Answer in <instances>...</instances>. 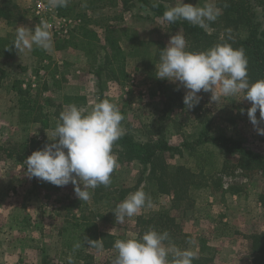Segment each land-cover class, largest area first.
Returning a JSON list of instances; mask_svg holds the SVG:
<instances>
[{
	"label": "rangeland",
	"instance_id": "1",
	"mask_svg": "<svg viewBox=\"0 0 264 264\" xmlns=\"http://www.w3.org/2000/svg\"><path fill=\"white\" fill-rule=\"evenodd\" d=\"M12 1L21 9L19 20L0 18V40L7 39V45H0V74L5 75L0 90V147L12 151L11 157H4L0 152V264H45V261L47 264H69L68 258L72 257L73 263L74 256L63 250L57 229L68 207H75L73 214L90 217L101 230L126 239L136 237L142 217L161 207L170 208L172 198L162 196L154 202L155 188L146 180L148 172L140 164L121 157L118 147L113 148L119 166L112 173L111 184L101 185V190L90 189L87 201L78 199L71 183L59 187L58 192L45 191L42 180L27 176L24 161L33 152L53 143L54 129L63 110L57 106L66 95L85 97L77 106L90 111L103 94V100L119 107L125 133L138 141L158 139L156 132L166 99L174 87H179V93L184 96L186 89L156 77V66L158 68L163 50L156 43H163L165 49L171 36L182 30H170L169 23L156 16L150 5L157 1L167 9L175 6L177 0H106L102 9H94L86 0H70L74 10L67 18L78 21L73 23V29L84 20L88 29L97 33V40H92L96 45L94 51L87 55L78 48L59 49L64 40L49 29L53 46L44 49L51 57L45 62H39L34 56L36 62H32L30 55L35 45L22 52L16 49L12 59L7 58L8 49L15 42L18 27L34 31L41 20L49 25L55 23L58 8L48 7V0ZM252 1L256 6L257 0ZM184 3L193 6L214 3L218 7L216 0H184ZM39 6L43 8L40 13ZM256 11L259 18L261 9L256 7ZM109 29L115 30L126 54L123 74L109 59L105 42ZM91 38L92 35L85 39ZM140 41L145 44L140 45ZM98 73H101V82ZM24 91H30V97L39 100V118H47L54 129L21 121L23 114L18 102ZM198 95L202 99L191 109L179 106L180 101L172 107L170 119L164 123V134L171 145L178 147L188 141L196 154L207 155L204 172L214 177V181L210 189L191 190L193 208L173 209L172 214L180 220L182 230L192 237L189 250L194 254L204 239L217 249L215 264H251L252 236L264 232V209L257 198L263 189L260 175L247 177L238 166V158L226 159L220 149L212 145L198 146L196 141L200 131L210 126L212 134L241 140L247 148L264 154V136L257 133L249 120L247 110L251 102L243 100V93L237 97H221L219 102L211 100V92L201 90ZM48 97L54 99V104H46ZM259 116L258 110V119ZM259 127L264 128V122ZM182 151V154L167 152L165 158L171 164L198 172L196 159L189 156L187 149ZM216 181L221 189L214 186ZM141 188L148 190L145 192L151 197L153 206H145L135 216L126 218L123 224L117 223L113 213L116 206ZM233 188L237 194H232ZM122 194L125 197L121 199ZM103 217L107 222L102 221ZM90 253L93 259L89 264H113L118 255L114 248L91 249Z\"/></svg>",
	"mask_w": 264,
	"mask_h": 264
},
{
	"label": "trees",
	"instance_id": "2",
	"mask_svg": "<svg viewBox=\"0 0 264 264\" xmlns=\"http://www.w3.org/2000/svg\"><path fill=\"white\" fill-rule=\"evenodd\" d=\"M89 1L94 9L104 8L106 0H86ZM216 4L222 9V12L215 22H211L207 29L193 26L185 20L169 23L170 30H182L186 38L189 51H204L213 47L217 43L227 41L234 48L243 47L246 50V55L249 60L248 73L250 82L254 83L257 80L264 79V0H257L256 6L252 0H216ZM256 7L261 9V16L258 18ZM150 9L156 16L162 17L166 8L162 3L153 2ZM74 10V6L68 4L67 7L58 8L60 17H67ZM21 9L12 0H0V18L7 21L13 19L19 20ZM77 17H80L77 15ZM230 30V31H229ZM82 36L79 44L77 40ZM97 33L91 31L87 27V23H83L75 27L69 35L62 37L64 40L59 49L74 48L86 51L90 55L94 51L92 42L97 40ZM90 35L93 36L91 39ZM223 36V40L221 37ZM93 40V41H92ZM12 42V41H11ZM107 51L111 64H117L120 68V73L125 72L126 54L120 46L119 39L115 36V30L109 29L105 38ZM140 45L145 44L144 41L139 42ZM0 45H7V39L0 40ZM161 49H164L163 43H156ZM93 48V50H92ZM7 54V58L12 59L15 55L16 48L12 45ZM33 56L39 62L51 60V57L42 48L35 47ZM160 58V56H159ZM4 74H0V90L3 85ZM99 82L102 81L101 73H98ZM29 94V96H28ZM103 95V94H102ZM101 95L100 101L103 100ZM85 101V97L66 95L63 97V102L59 104L58 109L64 108L68 104H76ZM186 106L184 104V95L179 93V87H174L169 97L166 99L163 109H161L162 117L158 125L156 134L159 136L157 140L152 138L147 141H138L133 135L125 133L114 147L119 148L121 157L128 162H136L140 164L145 171L148 172L146 180L153 184L154 202L162 196H170L172 205L170 208L161 207L157 212L149 214L141 218L136 238L141 237L150 228L157 231H167L170 234L172 242L181 249H189V244L192 237L182 230L180 220L172 214L173 209L186 211L194 207L191 190L211 188L214 177L205 174L204 161L208 159L203 152L196 154L194 147L188 141H184L182 145L176 147L171 145L166 140L164 134V123L170 119L172 107ZM46 104H54V99L48 97L45 99ZM175 104V105H174ZM40 102L38 99L30 97V91H24L20 94L18 108L23 114L22 122L39 123L44 129H54V126H49V121L40 119L38 111H40ZM53 107H55L53 105ZM40 114V113H39ZM199 138L196 141L198 146L212 145L220 149L227 158H238L239 167L247 177L260 175L263 189L258 193V201L264 209V154L247 148L241 140L229 137L225 134H212L210 126L204 127L199 133ZM1 139V135H0ZM34 140L31 141V145ZM182 149L189 151V156L196 159L198 172L193 171L185 166H179L169 163L165 155L167 152H179L182 154ZM0 152L4 153V157H11L12 151L0 147ZM45 191L58 192L59 187L49 182H42ZM217 189H221L219 181L214 183ZM213 188V187H212ZM98 190L102 186L97 187ZM232 190V189H231ZM232 194H237L233 188ZM144 191H148L145 189ZM122 194L119 198H124ZM73 206L68 207L63 214V221L57 227L58 235L61 240L62 248L67 254L74 256L75 262L72 264H89L92 261L93 255L91 249L99 250L113 248L114 242L120 239L110 231H103L100 226L90 217L84 214H73ZM103 222H107V218L103 217ZM85 236L90 240L100 241L99 247L89 248L85 241ZM79 242L81 247L73 251L75 243ZM251 264H264V232L252 236L251 248ZM195 255L193 264H215L217 249L208 244L206 240H201L198 252ZM45 264L47 262L45 261Z\"/></svg>",
	"mask_w": 264,
	"mask_h": 264
},
{
	"label": "clouds",
	"instance_id": "3",
	"mask_svg": "<svg viewBox=\"0 0 264 264\" xmlns=\"http://www.w3.org/2000/svg\"><path fill=\"white\" fill-rule=\"evenodd\" d=\"M69 2L48 0V7H67ZM221 11L214 3L193 6L177 0L175 6L165 10L161 19L169 23L185 20L207 29ZM49 28L44 20L34 31L20 26L16 29L13 45L18 52L31 50L34 45L50 49L53 38ZM248 67L249 60L243 47L234 48L224 41L204 51H189L186 38L179 31L161 51L156 77L183 86L186 89L184 104L189 109L200 103L202 97L198 93L201 90L211 92L214 102H219L221 97H237L243 93V100L251 102L247 110L249 120L257 133L264 136V128L259 127L264 122V79L250 82ZM123 119L119 107L107 99L97 102L90 111L74 103L65 105L54 129L53 143L33 152L24 161L27 176L58 187L71 183L78 199L89 200V190L109 186L112 173L119 166L113 148L125 134ZM145 206L152 207V199L141 188L130 193L113 213L117 223L123 224L126 218L135 216ZM85 241L89 248L99 247L100 241L86 236ZM80 247L79 242L75 243L73 251ZM113 248L118 252L113 264H193L195 259L194 252L177 247L167 231L154 228L139 238L117 239ZM68 261L72 264V257Z\"/></svg>",
	"mask_w": 264,
	"mask_h": 264
},
{
	"label": "built area",
	"instance_id": "4",
	"mask_svg": "<svg viewBox=\"0 0 264 264\" xmlns=\"http://www.w3.org/2000/svg\"><path fill=\"white\" fill-rule=\"evenodd\" d=\"M39 11L38 13H40L41 10H43V8L41 6H39ZM57 19H55V23L50 24V30L54 31V33L56 35H59L61 37H65L67 35H69V33L72 31V26L74 27L73 23H77L78 21H74L70 18L67 17H60L57 13ZM61 18V19H59ZM73 24V25H72ZM76 25V24H75Z\"/></svg>",
	"mask_w": 264,
	"mask_h": 264
},
{
	"label": "crops",
	"instance_id": "5",
	"mask_svg": "<svg viewBox=\"0 0 264 264\" xmlns=\"http://www.w3.org/2000/svg\"><path fill=\"white\" fill-rule=\"evenodd\" d=\"M48 53H49V51H48ZM50 54V53H49ZM31 57V60H32V62H36V59L33 57V55H32V53H31V55H30ZM230 188V187H229ZM258 198V197H257ZM259 202V201H258ZM260 204V203H259ZM261 205V204H260ZM226 222H227V220L226 219H224Z\"/></svg>",
	"mask_w": 264,
	"mask_h": 264
}]
</instances>
